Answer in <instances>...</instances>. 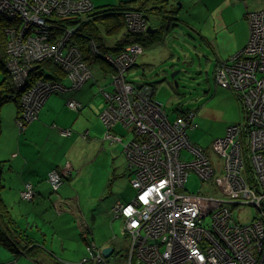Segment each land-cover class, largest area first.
<instances>
[{
  "label": "built area",
  "instance_id": "obj_1",
  "mask_svg": "<svg viewBox=\"0 0 264 264\" xmlns=\"http://www.w3.org/2000/svg\"><path fill=\"white\" fill-rule=\"evenodd\" d=\"M92 8L91 0H0V27L5 35L0 64L14 85L13 94L18 95V127L36 117L49 93L65 90L54 80H28L38 62L50 58L58 63L72 86L91 77L72 42L75 26H62L58 20ZM123 15L125 30L146 31L148 21L142 11L126 10ZM245 18L249 28L245 45L214 71L215 82L235 92L244 113L243 123L228 125L222 137L213 139L211 149L221 159L217 166L187 137L197 126L195 110L177 113L170 121L153 99L151 85H136L125 78V70L142 52L138 42L103 54L115 84L111 91L100 88L104 138L121 142L112 130L116 123L133 133L123 149L134 173L130 183L135 194L129 202L111 208L112 215L122 220L124 264H264V7L247 11ZM57 31L61 32L57 35ZM21 81L24 88L18 86ZM67 104L74 109L79 106L75 100ZM244 149L249 161L244 159ZM189 171L202 180L218 173L219 189L225 195L182 191ZM66 172L53 169L48 173L53 189L60 186ZM32 193L27 183L21 197L29 200ZM201 200L210 202V207L204 209ZM244 205L255 207L256 212L250 222L240 223L233 210L240 211ZM87 250L80 263L111 264L110 256L105 257L100 248L88 244Z\"/></svg>",
  "mask_w": 264,
  "mask_h": 264
},
{
  "label": "crops",
  "instance_id": "obj_2",
  "mask_svg": "<svg viewBox=\"0 0 264 264\" xmlns=\"http://www.w3.org/2000/svg\"><path fill=\"white\" fill-rule=\"evenodd\" d=\"M197 1L203 3L205 14L198 19L201 23L198 28L190 27L193 34L188 33L190 38L187 39L185 53L201 56L206 62V72L211 67L214 75L221 63L228 61L245 45L249 33L245 14L249 10L264 7V0ZM166 6L179 8L182 5L177 0H168ZM155 24L152 26L158 27L156 19ZM168 33L164 34L169 36ZM63 82L68 85L67 80ZM90 82L93 80H87L77 88L50 94L38 110L37 117L27 122L22 129L15 123L18 114L16 104H12V100L0 104V208L3 209L0 211V229L10 235L20 251L12 259L7 257L5 260L0 256V264H89L80 263V259L87 254L77 261L63 257L61 250L66 249L64 246L70 242H76L78 250L81 244L86 247L91 244L100 250L110 245L113 250L109 261L112 262L115 261L114 255L125 251V238L124 245L115 243L117 237L110 226L108 232L94 231L88 215L91 198L96 193H92L91 188H88V192L83 190L78 183L80 178L92 176L88 167L97 160L102 167L106 166L107 177L127 175L133 178L132 170L124 158V147L119 141L111 143L104 138V127L96 119L104 101L99 106L95 102V98H103L90 88ZM233 96L241 106L235 92ZM226 97L221 96L220 100ZM67 99H75L79 107L69 108ZM195 121L198 124L197 113ZM200 121L203 122L201 114ZM228 124H223V130ZM118 125L116 123L113 126L115 134L120 131ZM66 130L70 131L68 135L64 134ZM122 131L121 142L127 135ZM53 169L60 172L64 170L68 174L58 189H53L47 180L48 173ZM27 183L33 188L29 200L21 197V191ZM80 193L86 196L84 200ZM134 194L131 184H123L112 206L130 201ZM112 206L110 209L106 206L99 208L100 214H109L107 221L111 216L115 219L111 213ZM95 215L92 213L91 221ZM23 247L26 252L21 251ZM121 256L124 257V252Z\"/></svg>",
  "mask_w": 264,
  "mask_h": 264
},
{
  "label": "rangeland",
  "instance_id": "obj_3",
  "mask_svg": "<svg viewBox=\"0 0 264 264\" xmlns=\"http://www.w3.org/2000/svg\"><path fill=\"white\" fill-rule=\"evenodd\" d=\"M91 1L94 6L118 5L120 3L134 6L136 4L132 0ZM177 1L179 2V5H182L178 8L177 18L180 20H175V22H178V25L175 26L172 32L170 31L168 33L163 30L164 26L162 24H157L159 30L155 33L148 34L147 37H145V39L149 37L150 40L144 41L143 53H140L129 69L125 70V78H129L134 82L140 81L151 84L153 89V99L161 104L162 108L166 111L168 120L170 121L176 116V108L197 110L196 113L199 125L197 124L195 129L188 131L187 137L191 143L202 147L212 163L217 166L221 159L214 150L211 149V141L217 137H222L225 134L226 125L223 130V124L226 122H229L230 125L243 123L244 113L242 108H240L241 106H239L238 102L235 100L233 92L229 89H221L222 87L220 88V86L216 84L212 68H207L208 72H206V68H204L206 62L203 58L201 56L198 57L195 53L188 55L185 53V45L187 39L190 38L188 33L193 34L190 27L193 26L194 28H198L201 25L198 19L202 18L205 14L202 6L203 3H199L197 0ZM92 12L93 11L87 13ZM85 14L86 13H83L82 16ZM86 17L89 16L87 15ZM149 21L153 26L156 25L151 16L149 17ZM98 27L101 36H103L102 38L106 39H104L105 43L108 45H110L109 43H113L114 36H106L107 34L103 25L98 24ZM124 30L125 27H122L121 32ZM164 33H168L167 35L169 36H166ZM142 36L145 35L142 34ZM101 59H103V57ZM97 62L98 63L92 65V72L96 80L95 82H90L92 83L90 88L95 89V92L97 91L102 97V91L100 88L102 90L111 91L115 88V84L112 83L111 80L112 71L109 70L108 74L105 76L104 73L108 71V69L103 70L99 65V63L102 62L98 60ZM175 71V75L171 76ZM224 95L228 96L226 97L227 99L220 100V97H223ZM94 100L98 106L104 101V99L102 100L101 98H95ZM234 101H236V104H234ZM11 103L14 104L13 101H11ZM200 114L203 116L202 123L200 121ZM96 119H99L103 125L104 135L106 127L100 120L99 115L96 116ZM118 127L120 131L117 134L119 136L123 133L122 129L127 134L123 137V141L120 142L124 147V145L132 138L133 133L128 127H125L121 123H119ZM243 156L246 161H249V155L245 149ZM88 168L92 176L80 178L78 181L83 190L88 192V188H91L92 193H96L95 197L93 196L91 198V204L89 205L90 214L88 217L91 219L92 213L96 215L94 216L95 218L93 221L90 219H88V221L94 228L95 232H108V226H110L114 229L113 233H115L117 237V240L114 242H120L124 245V237L121 233V218L113 219L111 216L110 220L107 221L109 214H100L99 208L106 206L110 209L121 186L128 183L131 184V179L127 175L120 178L113 176H110L111 178L107 177L106 173L108 170L106 169V166L102 167L101 162L98 160L90 163ZM86 170L85 173L88 172L87 168ZM217 177H219V174L215 173L212 179L202 180L195 172L189 171L184 187L181 190L191 195L212 197L224 196L225 192L219 189ZM80 196L83 200L86 197L82 193H80ZM222 199L226 200V198ZM201 203L204 209H207L211 205L210 202L203 200H201ZM83 212H85L84 209ZM255 212V207L249 205L241 206L240 211L233 210L234 216L240 223L250 222ZM205 221H209V215L206 216ZM118 244L116 245L119 246ZM64 248L66 249L61 250L60 248V250L63 251V257L67 260L77 261L83 255L88 253L85 244H81L80 250H78L76 242L67 243ZM123 252L124 250H121L119 251V255H114L115 261H110V263L124 264L125 257L121 256ZM0 256L5 260L7 257H10L11 259L15 257L13 252L4 246H0Z\"/></svg>",
  "mask_w": 264,
  "mask_h": 264
},
{
  "label": "trees",
  "instance_id": "obj_4",
  "mask_svg": "<svg viewBox=\"0 0 264 264\" xmlns=\"http://www.w3.org/2000/svg\"><path fill=\"white\" fill-rule=\"evenodd\" d=\"M134 3H136L134 6H129L125 3H120L118 5H104V6H94L91 11L92 13H86L84 16H76L74 18H64L60 19V25H66L69 26L72 22H78L76 34L72 35V42L75 44L79 43V48L81 52L83 53L86 61L89 63V65H93V63H98V61H101L102 63H99L100 68L103 70H111L109 65L106 63V60L101 59L103 54H112L118 52L122 47H124L126 44L132 43V42H138L142 47L145 44L144 41L150 40L146 34L144 33H134L131 31L124 30L121 32V28L125 27L124 24V12L126 10H139L142 11L146 17L149 20L150 16H157L152 17L155 21L158 20L159 25L162 24L164 26L163 30L165 32H170L174 28V26L178 25L175 20H180L176 17V14L178 13L177 8L178 7H167L168 0H132ZM156 1V2H154ZM90 11V12H91ZM89 17H86V16ZM150 22V21H149ZM98 24H101L105 28L106 36H114L113 37V43H109L110 45L105 43V40L102 38L100 34V30L98 27ZM151 24V23H150ZM152 25V24H151ZM1 27H0V38L1 37ZM144 34L145 36H142ZM152 34V33H150ZM153 42V41H152ZM91 43V45H90ZM155 43V42H154ZM3 56V54H2ZM105 61V62H104ZM39 70H41V73L44 77H50V78H58L61 79V72L57 68L56 65H54L49 60H44L43 63L39 66ZM7 71L3 70V67L0 65V104L7 102L9 100H12L16 106L18 107L19 103L17 98H13L12 93H14L12 86L10 85V82L8 81L9 77L6 73ZM45 73V74H44ZM132 81V80H131ZM134 82V81H132ZM136 83V82H134ZM151 85V84H150ZM176 114L177 113H183L185 110L184 108H176ZM196 118V117H195ZM1 179H2V164L0 162V186H1ZM3 210L0 208V211ZM10 235L0 229V245L10 249L14 255L18 254L20 251L17 249L18 246L16 245V242L10 239ZM25 247H23L24 250Z\"/></svg>",
  "mask_w": 264,
  "mask_h": 264
},
{
  "label": "bare ground",
  "instance_id": "obj_5",
  "mask_svg": "<svg viewBox=\"0 0 264 264\" xmlns=\"http://www.w3.org/2000/svg\"><path fill=\"white\" fill-rule=\"evenodd\" d=\"M1 21H3V19H1L0 18V25H1ZM1 37L2 38H0V52H4V49H5V45H4V41H5V35L3 34V31H2V29H1ZM59 34V31H57V35ZM44 60H49V61H51L54 65H56L57 66V68L59 69V71L61 72V76H60V78L61 79H58V78H50V77H44L43 76V74L41 73V70H39V66L43 63V61ZM85 63H86V65L88 66V68H89V63L87 62V61H85ZM1 65V64H0ZM93 65H94V63H93ZM1 67H3L2 65H1ZM3 70H5L4 68H3ZM6 71V70H5ZM7 73V72H6ZM8 74V73H7ZM45 74V73H44ZM8 77H9V75H8ZM45 79V80H54V81H57V82H59V83H61L62 84V86L65 88V90L66 89H73V88H77V87H79L81 84H83L84 82H86L87 80H90L91 79V77L90 78H88V79H86V80H84V82L83 83H81L80 85H78V86H72V81L68 78V76H67V72L58 64V63H56L55 61H53L52 59H50V58H47V59H43L42 61H40V62H38L36 65H35V67L31 70V72L28 74V80L29 81H35V80H37V79ZM63 80H67V82H68V85H65L64 84V82H63ZM8 81L10 82V85L12 86V88H13V91H14V85H13V83H12V81H11V79H10V77H9V79H8ZM18 86H21L22 88H24L25 87V85H23L22 84V81L21 82H19L18 83ZM56 92H62V91H55V92H52V93H56ZM52 93H49L46 97H45V99H44V101L46 100V98L50 95V94H52ZM68 100H75V99H67V101ZM44 101H43V103H44ZM76 101V100H75ZM77 102V101H76ZM42 103V104H43ZM79 103V102H78ZM42 104L40 105V107L42 106ZM67 106H68V104H67ZM40 107H39V109H40ZM69 107V106H68ZM79 107V106H78ZM77 107V108H78ZM70 108V107H69ZM76 108V109H77ZM38 109V110H39ZM71 109H74V108H71ZM70 133V131L69 130H66V131H64V134L65 135H68ZM218 138V137H217ZM111 143H115V142H111ZM131 181V180H130ZM127 202H129V201H127ZM120 203H123V202H120ZM114 218H117V217H114ZM83 232H84V230H83Z\"/></svg>",
  "mask_w": 264,
  "mask_h": 264
},
{
  "label": "clouds",
  "instance_id": "obj_6",
  "mask_svg": "<svg viewBox=\"0 0 264 264\" xmlns=\"http://www.w3.org/2000/svg\"><path fill=\"white\" fill-rule=\"evenodd\" d=\"M92 2V1H91ZM83 14H78V15H76V16H82ZM145 15V14H144ZM145 18L147 19V21H148V26L150 25V26H152L151 24H150V22H149V20H148V18L146 17V15H145ZM70 25H73V26H75L74 28H75V33H74V35L76 34V29H77V25H78V22H72ZM63 26V25H62ZM64 26H66V25H64ZM153 27V26H152ZM61 31H59V33H60ZM146 33H147V29H146V31H145ZM127 45V44H126ZM77 46H78V48H79V43H77ZM142 46V45H141ZM79 51L81 52V50H80V48H79ZM141 53H143V47H142V52ZM81 54H82V58L84 59V61H86V59H85V57H84V55H83V53L81 52ZM103 57V56H102ZM104 58V57H103ZM105 60V59H104ZM106 63L109 65V63L106 61ZM109 67L111 68V66L109 65ZM89 69H90V72H91V79L95 82V76H94V74H93V72H92V65H89ZM110 71H113L112 70V68H111V70ZM108 74V72L106 71V73H105V75H107ZM127 80H130L129 78L127 79ZM131 81V80H130ZM132 82V81H131ZM136 85H140V84H144V83H135ZM145 84H149V83H145ZM150 85V84H149ZM151 87H152V85H151ZM152 91H153V89H152ZM16 94V93H15ZM10 95H12L13 96V98H17V100H18V103H19V99H18V95H14L13 93L12 94H10ZM152 97H153V93H152ZM103 108V107H102ZM101 108V109H102ZM19 111H20V106L18 105V114H17V117H18V115H19ZM100 112V111H99ZM37 113H38V111H37ZM98 115H99V113H98ZM17 117H16V119H17ZM36 117H37V115H36ZM35 117V118H36ZM34 118V119H35ZM16 119H15V123H16ZM33 120V119H32ZM32 120H30V121H32ZM17 125V124H16ZM26 125V123L24 124V126ZM18 126V125H17ZM24 126L23 127H21V129L22 128H24ZM112 130H113V127H112ZM115 133V132H114ZM68 176V174H66L65 176H64V178H66ZM48 177V176H47ZM48 180V179H47ZM62 182H64V180L62 181ZM50 183V182H49ZM51 185V184H50ZM52 187V186H51ZM58 189V188H57ZM81 260V259H80Z\"/></svg>",
  "mask_w": 264,
  "mask_h": 264
},
{
  "label": "water",
  "instance_id": "obj_7",
  "mask_svg": "<svg viewBox=\"0 0 264 264\" xmlns=\"http://www.w3.org/2000/svg\"><path fill=\"white\" fill-rule=\"evenodd\" d=\"M158 30H159V27H152V26H150V25L147 27V33H149V34H150V33H155V32H157ZM175 73H176V71L173 72V73L171 74V76H174ZM112 250H113V247H112V246H110V245H108V246H104V247L101 249V253H102L105 257H108V256L111 255Z\"/></svg>",
  "mask_w": 264,
  "mask_h": 264
}]
</instances>
